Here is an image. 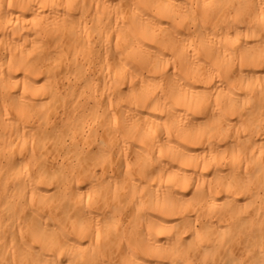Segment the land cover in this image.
Masks as SVG:
<instances>
[{
    "label": "bare ground",
    "instance_id": "1",
    "mask_svg": "<svg viewBox=\"0 0 264 264\" xmlns=\"http://www.w3.org/2000/svg\"><path fill=\"white\" fill-rule=\"evenodd\" d=\"M0 264H264V0H0Z\"/></svg>",
    "mask_w": 264,
    "mask_h": 264
},
{
    "label": "snow or ice",
    "instance_id": "2",
    "mask_svg": "<svg viewBox=\"0 0 264 264\" xmlns=\"http://www.w3.org/2000/svg\"><path fill=\"white\" fill-rule=\"evenodd\" d=\"M9 7H11V4H9Z\"/></svg>",
    "mask_w": 264,
    "mask_h": 264
}]
</instances>
